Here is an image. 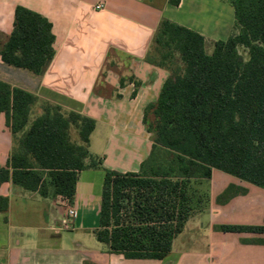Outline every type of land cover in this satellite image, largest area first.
Here are the masks:
<instances>
[{"label": "trees", "instance_id": "trees-1", "mask_svg": "<svg viewBox=\"0 0 264 264\" xmlns=\"http://www.w3.org/2000/svg\"><path fill=\"white\" fill-rule=\"evenodd\" d=\"M170 2L177 6L180 0ZM232 5L236 32L214 43L211 54L200 34L166 19L159 25L146 61L171 75L158 100L145 108L151 154L137 173L105 170L95 236L111 254L167 258L189 219L203 211L193 203L194 184L210 180L214 169L264 189V0H232ZM54 44L49 20L18 6L0 57L41 74L55 56ZM38 103L35 95L0 81V115L15 136L8 162L0 167V187L11 181L44 198L71 201L80 173L102 164L90 152L96 122L43 103V113L26 129ZM8 209L9 198L0 197V212ZM222 230L264 233V227Z\"/></svg>", "mask_w": 264, "mask_h": 264}, {"label": "crops", "instance_id": "crops-1", "mask_svg": "<svg viewBox=\"0 0 264 264\" xmlns=\"http://www.w3.org/2000/svg\"><path fill=\"white\" fill-rule=\"evenodd\" d=\"M100 3L105 8L98 10ZM18 6L52 24L55 56L41 74L8 65L0 57V81L39 99L26 129L43 113V103L95 120L90 152L102 164L80 173L71 201L4 183L0 197L9 198V209L0 212V264H264V233L222 230L264 227V189L216 169L206 184V209L196 212L183 229L204 232L202 249H180L172 259L128 260L109 253L95 236L105 170L137 173L151 154L145 108L158 100L171 75L146 61L161 21L200 34L211 54L214 43L236 32L232 0H180L177 6L170 0H0V45L13 31ZM74 141L79 143L78 136ZM14 146L3 113L0 167L6 166ZM68 207L77 215L74 228L64 231L61 223ZM93 213L98 222L89 230L87 216ZM90 231L104 247L91 242Z\"/></svg>", "mask_w": 264, "mask_h": 264}, {"label": "rangeland", "instance_id": "rangeland-1", "mask_svg": "<svg viewBox=\"0 0 264 264\" xmlns=\"http://www.w3.org/2000/svg\"><path fill=\"white\" fill-rule=\"evenodd\" d=\"M240 53L244 56L245 59H247V52L243 48H240ZM153 56L155 58H159V54L157 51H153ZM177 61V60H176ZM178 62V63H177ZM175 64H173V69H176L179 66V61H177ZM152 114L148 116V121L150 122L152 120ZM71 136L73 141L77 139V132L75 129H72L71 131ZM162 154V152H160ZM206 184L207 181H203L200 184H194V190H195V196L193 199L194 205H198L199 210H204L206 209L207 206V196H206ZM88 222H86V226L91 230V226L97 225L98 222V215L97 213H93L89 216H87ZM89 238L91 239V242L93 244H97L99 246L104 247V245L98 243L92 234V231H90ZM206 246V235L204 232L200 230H194L193 228H189L185 230L181 235H178V240L175 243L174 246V253L170 254L168 258L172 259L175 254L178 252L180 249H192V250H200L203 247Z\"/></svg>", "mask_w": 264, "mask_h": 264}, {"label": "built area", "instance_id": "built-area-1", "mask_svg": "<svg viewBox=\"0 0 264 264\" xmlns=\"http://www.w3.org/2000/svg\"><path fill=\"white\" fill-rule=\"evenodd\" d=\"M95 8L101 10L105 8V5L103 3H100ZM76 215H77L76 209L73 207H68L66 212V218L61 223V229L64 231L72 230L74 228V220L76 218Z\"/></svg>", "mask_w": 264, "mask_h": 264}]
</instances>
